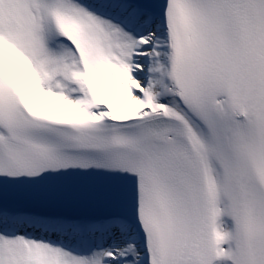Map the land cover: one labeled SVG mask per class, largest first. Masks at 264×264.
Returning <instances> with one entry per match:
<instances>
[{"label": "snow or ice", "instance_id": "1", "mask_svg": "<svg viewBox=\"0 0 264 264\" xmlns=\"http://www.w3.org/2000/svg\"><path fill=\"white\" fill-rule=\"evenodd\" d=\"M0 264H264V0H0Z\"/></svg>", "mask_w": 264, "mask_h": 264}]
</instances>
